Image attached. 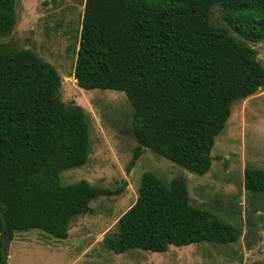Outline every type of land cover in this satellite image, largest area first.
Instances as JSON below:
<instances>
[{"label": "trees", "instance_id": "trees-1", "mask_svg": "<svg viewBox=\"0 0 264 264\" xmlns=\"http://www.w3.org/2000/svg\"><path fill=\"white\" fill-rule=\"evenodd\" d=\"M17 0H0V37L17 25ZM221 5L227 25L211 21ZM231 29L240 37V41ZM264 40V0H85L76 40L79 87L123 91L138 142L128 171L145 149L206 174L216 137L234 101L264 87L253 43ZM62 77L30 48L0 46V258L7 264L15 233L39 229L68 237L72 220L111 189L87 179L64 184L65 170L84 166L90 123L84 107L59 96ZM247 190L264 194V169L245 168ZM104 238L115 253L170 245L231 244L242 231L191 204L184 174L165 182L146 171L135 203Z\"/></svg>", "mask_w": 264, "mask_h": 264}, {"label": "rangeland", "instance_id": "rangeland-1", "mask_svg": "<svg viewBox=\"0 0 264 264\" xmlns=\"http://www.w3.org/2000/svg\"><path fill=\"white\" fill-rule=\"evenodd\" d=\"M84 7L85 0H17V25L11 34L0 37V46L30 48L52 63L62 77L60 98L86 111L91 141L88 162L65 170L61 181L87 179L95 186L122 191L92 200V213L77 215L65 239L39 229L15 233L6 249L7 264H264V194L253 193L244 184L246 167L264 169V87L233 102L206 174L190 173L151 149L143 150L129 172L138 142L132 134L134 107L127 94L86 90L75 80L76 40ZM211 21L227 25L221 5L212 8ZM230 33L243 41L233 29ZM252 45L264 65V40ZM146 171L167 183L184 174L191 204L240 228L239 240L170 245L165 252L140 248L113 252L104 238L117 232L118 219L137 200Z\"/></svg>", "mask_w": 264, "mask_h": 264}, {"label": "water", "instance_id": "water-1", "mask_svg": "<svg viewBox=\"0 0 264 264\" xmlns=\"http://www.w3.org/2000/svg\"><path fill=\"white\" fill-rule=\"evenodd\" d=\"M75 80L77 81V79L75 78Z\"/></svg>", "mask_w": 264, "mask_h": 264}]
</instances>
